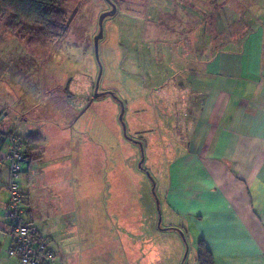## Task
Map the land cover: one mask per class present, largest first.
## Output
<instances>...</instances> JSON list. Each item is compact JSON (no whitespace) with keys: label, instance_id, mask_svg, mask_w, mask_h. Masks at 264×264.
I'll return each instance as SVG.
<instances>
[{"label":"rangeland","instance_id":"374dc122","mask_svg":"<svg viewBox=\"0 0 264 264\" xmlns=\"http://www.w3.org/2000/svg\"><path fill=\"white\" fill-rule=\"evenodd\" d=\"M112 1L118 12L104 23L100 91L118 100L110 93L94 98L100 72L95 37L101 14L112 9L106 0H65L73 18L60 43L13 30L0 14V100L11 115L27 114L40 127H73L75 140L86 143L77 150L66 216L72 248L85 242L84 264H198L193 226L166 202L168 167L186 149L180 120L187 97L179 71L190 66L186 58L196 57L197 46L204 57L219 48L215 36L224 25L211 26V20L214 13L225 16L220 3H229L227 16L241 32L244 19L258 22L264 14V0ZM199 20L204 23L196 26ZM221 37L228 40L229 32ZM15 124L22 134L25 123ZM53 133L51 140L61 137ZM50 243L62 250L61 241Z\"/></svg>","mask_w":264,"mask_h":264},{"label":"crops","instance_id":"0c3cea01","mask_svg":"<svg viewBox=\"0 0 264 264\" xmlns=\"http://www.w3.org/2000/svg\"><path fill=\"white\" fill-rule=\"evenodd\" d=\"M251 18L244 19L248 28L242 37L211 48L210 56L197 46L190 60L187 49L191 64L179 71L187 97L180 120L186 149L168 167L166 202L190 222L198 242L206 241L215 264H264V14L258 22ZM252 28L258 29L250 33ZM5 105L0 100V264H22L9 253L8 138L34 132L44 139L34 144L21 175L29 217L38 239L56 250L55 264H84L85 242L72 248L66 216L74 198L77 150L86 143L75 140L73 127L35 126L27 114L13 116ZM15 122L25 123L22 134ZM52 133L61 137L51 140ZM51 240L61 241L62 250Z\"/></svg>","mask_w":264,"mask_h":264},{"label":"trees","instance_id":"16d2710c","mask_svg":"<svg viewBox=\"0 0 264 264\" xmlns=\"http://www.w3.org/2000/svg\"><path fill=\"white\" fill-rule=\"evenodd\" d=\"M222 4H225L221 6L223 7L221 11L225 13V16L217 19L215 17L216 13H214V18L211 20V26L214 24V27L220 26V28H222L221 26L224 25L221 31L216 29L218 33L215 38L220 43L219 46H217L219 48L226 46L231 37H242L244 29L248 28L247 25L243 23V25H241L243 27L242 31L237 32L236 25H232L229 18L230 15L227 16L228 13H226V11L228 12L229 10V3H220V5ZM64 5L65 0H0V14L9 17L11 20L10 28L13 30L20 28V31L32 33V35L38 36L39 39L44 42L51 41L60 43L69 34L73 18L68 10L65 9ZM234 22L237 23L239 20L235 19ZM203 23L204 21L201 20L196 26L203 25ZM240 23H242V21ZM228 32V40L221 37L226 36ZM226 41L227 44L224 43ZM213 43L212 41V45ZM203 47H205V45ZM18 137L24 144L29 156L32 155L34 144L39 143L43 138L37 133ZM198 264H215L214 254L205 240H200L198 242Z\"/></svg>","mask_w":264,"mask_h":264},{"label":"built area","instance_id":"2783aa9c","mask_svg":"<svg viewBox=\"0 0 264 264\" xmlns=\"http://www.w3.org/2000/svg\"><path fill=\"white\" fill-rule=\"evenodd\" d=\"M8 142L9 150L6 155L10 173L8 210L9 224L13 234V244L9 253L20 257L22 264H55L58 259L57 252L47 242L38 239L39 232L31 222L24 200L25 193L21 185V175L24 164L29 160V155L18 136H10Z\"/></svg>","mask_w":264,"mask_h":264},{"label":"water","instance_id":"95a60500","mask_svg":"<svg viewBox=\"0 0 264 264\" xmlns=\"http://www.w3.org/2000/svg\"><path fill=\"white\" fill-rule=\"evenodd\" d=\"M106 1L111 4L112 9L105 11L101 14L100 19H99V26H100L99 27V33L95 37V54H96L97 60L100 63V72H99V76H98V79L96 82L94 98H98L100 96L105 95L106 93H110L118 99L116 94L112 91H109V92L108 91H104V92L100 91V83H101V79L103 76V66H102L101 60H100V41L104 37V23H105L106 18L116 15V13L118 12V6L116 3H114L112 0H106ZM121 105H122V112H121L120 118L123 121L124 120L123 117H124V113H125V107H124L123 103ZM123 126H124V130H125V134L127 135V129H126V125L124 122H123ZM139 143H141V142H139ZM141 146H142V143H141ZM144 161H145V157L143 156L142 161L140 163V167H143Z\"/></svg>","mask_w":264,"mask_h":264},{"label":"flooded vegetation","instance_id":"af4514ba","mask_svg":"<svg viewBox=\"0 0 264 264\" xmlns=\"http://www.w3.org/2000/svg\"><path fill=\"white\" fill-rule=\"evenodd\" d=\"M114 2V1H113ZM115 3V2H114ZM110 4V3H109ZM111 5V4H110ZM112 7V6H111Z\"/></svg>","mask_w":264,"mask_h":264}]
</instances>
